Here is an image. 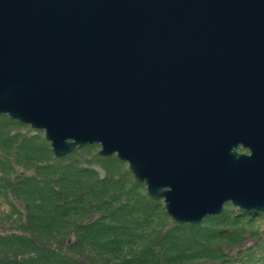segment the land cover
<instances>
[{
	"label": "water",
	"instance_id": "1",
	"mask_svg": "<svg viewBox=\"0 0 264 264\" xmlns=\"http://www.w3.org/2000/svg\"><path fill=\"white\" fill-rule=\"evenodd\" d=\"M1 115L99 145L178 224L264 212V0H0Z\"/></svg>",
	"mask_w": 264,
	"mask_h": 264
},
{
	"label": "trees",
	"instance_id": "2",
	"mask_svg": "<svg viewBox=\"0 0 264 264\" xmlns=\"http://www.w3.org/2000/svg\"><path fill=\"white\" fill-rule=\"evenodd\" d=\"M3 117L0 197L9 212L0 213V264H243L259 241L235 238L224 211L178 224L128 169H103L113 157L96 144L58 159L45 138ZM240 212L236 220L261 214Z\"/></svg>",
	"mask_w": 264,
	"mask_h": 264
},
{
	"label": "rangeland",
	"instance_id": "3",
	"mask_svg": "<svg viewBox=\"0 0 264 264\" xmlns=\"http://www.w3.org/2000/svg\"><path fill=\"white\" fill-rule=\"evenodd\" d=\"M3 116H6V115L0 116L1 127H3V124L6 121V120H4ZM20 124H22V123H20ZM22 125L27 127L23 131H27V129H30L31 132H34L39 137L44 139V131L43 130L33 129L29 125H25V124H22ZM96 146H97V149L99 151V149H100L99 145L96 144ZM237 152L243 153V154H249L246 149H242L240 146L237 148ZM110 157L111 158L113 157V159L111 161H108V160L103 161V169H111L112 171H114V169H124V170L128 169L127 168L128 165L126 162L120 161L115 155H112ZM104 158H108V157H104ZM114 159H116L117 161H119L122 164L121 165L114 164L115 163ZM105 162H107V163H105ZM92 166L94 168L97 167V165H95L94 163L92 164ZM113 173H115V172H113ZM130 175L132 177L131 173H130ZM116 177H118V173H116ZM114 187L117 188L116 186H114ZM144 187H145V185H144ZM1 198L2 197H0V213H8L9 207L6 205V203L3 202V200ZM160 201L163 204V201L162 200H160ZM223 211L231 215V219H230L229 223L231 224L230 228L235 229L237 232L235 238L239 239L240 236L241 237L242 236H249V237H258L259 238V241H257V243L255 244L254 247H252L251 249H249L248 251H245L243 253V258H242V261L244 262L243 264H264V212H261V214H256L253 216H250V213H249V215H247L245 213L242 215L240 214L241 219L236 220V217H234V216H237L238 215L237 213L240 212V209L238 207L233 206L231 203H226L224 205ZM240 213H242V212H240ZM203 223H206L205 227L207 225H209V226H211V228H213L212 222L207 223V221H203ZM246 261H249V262L247 263Z\"/></svg>",
	"mask_w": 264,
	"mask_h": 264
}]
</instances>
